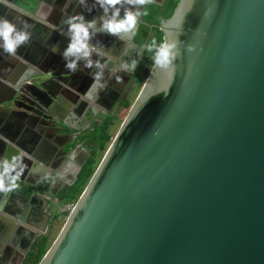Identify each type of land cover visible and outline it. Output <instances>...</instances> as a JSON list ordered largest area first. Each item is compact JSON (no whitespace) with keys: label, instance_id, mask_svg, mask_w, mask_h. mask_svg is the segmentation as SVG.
<instances>
[{"label":"water","instance_id":"1","mask_svg":"<svg viewBox=\"0 0 264 264\" xmlns=\"http://www.w3.org/2000/svg\"><path fill=\"white\" fill-rule=\"evenodd\" d=\"M157 29L173 67L153 62L39 264H264V0H178ZM30 80L0 122L53 113Z\"/></svg>","mask_w":264,"mask_h":264},{"label":"crops","instance_id":"2","mask_svg":"<svg viewBox=\"0 0 264 264\" xmlns=\"http://www.w3.org/2000/svg\"><path fill=\"white\" fill-rule=\"evenodd\" d=\"M160 1L152 0V3ZM141 8L142 5L127 0L117 5H109L105 0H0V17L7 18L18 29L26 26L31 33L28 43L14 56L0 48V108L7 110L5 101L10 99L13 86L30 77L29 83L44 86L53 106V113L47 112L46 119L28 121L7 116L0 122V173L7 161L16 165L12 175L20 174L17 184L35 186L42 176L50 174L58 179L57 172H61L65 160L69 159L67 154L73 141L68 139L70 127L67 124L94 122L99 116H107L105 113L118 97L107 109L103 107L110 93L115 91V87H109L110 82L134 70L124 59L126 47L129 45L138 52L134 64L142 50L131 42L126 31L110 34L104 25L124 20L127 12L142 13ZM76 16H82V20L73 23L92 25L87 27L88 38L84 41L88 55L80 53L65 59L63 53L72 43V33L65 21ZM72 62L76 63L75 73L65 68L66 63ZM89 63L91 66L86 67ZM96 74H99L97 81L94 80ZM121 80L120 88L126 83L124 78ZM16 134L19 148L10 145L8 140ZM24 199L28 198L18 197L15 190L7 194L0 192V264H19L23 258L22 248L26 252L32 250L35 237L45 232L49 222L40 217L31 224H22L19 218L24 207L31 210L34 201H38L40 213L50 216L46 210L49 198H30L27 204ZM42 227L44 232H41Z\"/></svg>","mask_w":264,"mask_h":264},{"label":"trees","instance_id":"3","mask_svg":"<svg viewBox=\"0 0 264 264\" xmlns=\"http://www.w3.org/2000/svg\"><path fill=\"white\" fill-rule=\"evenodd\" d=\"M177 1L178 0H162L160 4H147L145 10L141 14V21L137 22L136 26L133 28L135 29V35H131L133 29L126 31V34L131 37L132 43L142 47L139 58L135 64V72L132 75V80L135 81V85L137 87H141L143 81L148 75L149 71L147 70L146 65L150 63L151 59L154 57V50L149 51V47L152 46L153 39L156 40L157 45L163 41L162 33L157 29V26L170 17ZM122 106H124V108H128L127 103H123ZM96 119L98 120L97 122H99V124L92 126L88 130L89 136L82 138V140H89L92 143V151L96 150L99 152L104 150L105 145L110 139L108 131L113 120L108 116H100ZM93 166V154L91 155L90 153L89 157L85 160L80 171L78 172L73 184L58 196V200H60L61 204L76 202L78 196L82 192L94 171ZM46 187L47 185L45 184L31 190L41 193L46 189ZM45 244V237L39 238V240L33 246L32 252L29 255V258L26 260V264H39L40 260L45 254Z\"/></svg>","mask_w":264,"mask_h":264},{"label":"clouds","instance_id":"4","mask_svg":"<svg viewBox=\"0 0 264 264\" xmlns=\"http://www.w3.org/2000/svg\"><path fill=\"white\" fill-rule=\"evenodd\" d=\"M109 5H117L121 0H105ZM128 3H135L139 5H145L152 3V0H127ZM118 14V13H117ZM141 13H131L127 12L124 20L116 22H108L104 25V28L110 34H116L121 31H128L133 29L137 24V17ZM74 20H82V16H76L65 21L69 25V31L72 33V43L68 46L67 50L63 53V58H67L70 55H77L82 53L83 56L88 55L87 45L84 41L88 38L87 27H91L89 24L85 27L82 23H73ZM31 38V33L24 28L18 29L14 23L4 17H0V41H3L0 44V48L3 49V52L8 55H15L17 50L28 43ZM55 49V46H53ZM154 50V64L162 69H171L173 67L174 61L179 55L178 43L176 40L164 39L159 45L155 39H153L152 46L149 47V51ZM189 51L192 49L189 48ZM89 63L86 67H90ZM136 67V65H133ZM65 68L69 71L75 73L77 70L76 63H66ZM99 79V74H96L94 80ZM119 79V78H118ZM95 86V85H94ZM16 170L15 164H8L7 161L4 162L3 172L0 173V192L5 194L14 191L18 188L16 181L19 179V173L12 175ZM7 181V183H6Z\"/></svg>","mask_w":264,"mask_h":264},{"label":"rangeland","instance_id":"5","mask_svg":"<svg viewBox=\"0 0 264 264\" xmlns=\"http://www.w3.org/2000/svg\"><path fill=\"white\" fill-rule=\"evenodd\" d=\"M117 43H120V41H118ZM123 42H121L120 44H122ZM123 45V44H122ZM138 56V52L131 46H127L124 52V59L126 61H129V66L130 68H133V64L135 62V59ZM154 60L151 59L150 63H148L146 65L147 70L149 71L152 64H153ZM143 68V66H142ZM134 78V77H133ZM144 82V81H143ZM124 90H123V94L120 97V99L115 103L114 106H112L111 108H108V112H106L105 114L112 118L113 122L112 125L108 131V135L110 136L109 141L107 142V144L104 147L103 151H92V143L88 140V141H83L82 138H86L89 136V132L88 130L92 127V126H96L97 124H99V122H90V121H84L81 122V128H75V129H71V123H68L67 126L70 127L68 128V133L69 137H73L74 142L71 144L70 149L68 151V156L69 159L65 160V164H64V168L61 170V172H57L58 173V179L61 181V186L60 188H58V186L55 187V190H61V193H63L68 187L71 186V183L73 181L74 178V174L76 173V170L81 169L83 163L85 162V160L89 157L90 153L91 155L93 154V160H94V170L97 167L98 163L100 162L103 154L105 153L106 149L108 148L111 140L113 139V137L115 136L116 132L118 131L123 119L125 118L127 111L129 109V107L133 104L135 98L137 97L140 87H137L135 85V81L132 79H129L127 77L126 79V83L124 84ZM118 96V95H117ZM116 96V97H117ZM123 103H127L128 104V108H124V106H122ZM107 109V108H106ZM100 117V116H99ZM76 132H78V134H75ZM67 161V164H66ZM57 175V174H56ZM61 195V194H60ZM50 202L48 204L47 207V212L50 215L49 216V225H48V230L47 233L45 235V240H46V244H45V253L47 252V250L49 249V247L51 246V244L53 243V241L56 239V237L58 236L59 232L61 231L64 222L69 214L70 209L74 206V203H66V204H61L60 200H58V197L54 198H50L49 199ZM64 208H68L69 211H66L65 213L62 212L60 213V210H63ZM20 260L19 264H26V261Z\"/></svg>","mask_w":264,"mask_h":264},{"label":"flooded vegetation","instance_id":"6","mask_svg":"<svg viewBox=\"0 0 264 264\" xmlns=\"http://www.w3.org/2000/svg\"><path fill=\"white\" fill-rule=\"evenodd\" d=\"M162 2V0L159 2V3H157V4H160ZM146 5L147 4H145V5H142V8H141V12L143 13V11L145 10V7H146ZM141 13V14H142ZM131 35L132 36H134L135 35V29H133L132 30V32H131ZM132 42V41H131ZM137 62V61H136ZM134 72H135V67H134V70H133V72L132 73H127V74H130V77H129V79H132V75L134 74ZM102 76L101 77H103L104 76V72L101 74ZM127 76V75H126ZM126 76H122L123 78H124V80H126L127 79V77ZM122 77H117L116 78V80L115 81H113V82H110V84H109V87H115V91L113 92V94L112 93H110V96H109V98H108V100L107 101H105L104 102V104H103V107H105V108H108L109 107V105H110V102L111 101H113V99H115V97L117 96V93L118 92H120V94L118 95V97H117V99H116V101H115V103L120 99V97L122 96V94H123V90H124V86L122 87V88H120L121 87V84L122 83H120V80L121 81H123V78ZM119 78V79H118ZM102 103V102H101ZM96 122V121H95ZM53 125H55V124H53ZM52 125V126H53ZM71 128H73V129H75V128H78V129H80L81 128V125H80V123H76V124H74L73 126H71ZM82 129V128H81ZM75 134H78V132H76ZM74 137V136H73ZM73 137H68V139L70 140V139H73V141H72V143L74 142V139L75 138H73ZM80 171V169L79 170H76V173L74 174V178H73V181H72V183H71V185L73 184V182L75 181V179H76V176H77V174H78V172ZM45 177V178H44ZM55 177V175L52 177L51 176V174L49 175V176H42V180H40L39 182H37V184L35 185V186H26V185H24V184H21V183H18V188L17 189H15V191H16V194L18 195V197H19V195H21L22 197H23V195L24 196H26L28 199L27 200H25L24 199V201H29V199L30 198H32V196L33 195H36L38 198H52V197H54V198H56V197H58L59 195H60V193H61V191H62V189L61 190H55V187L56 186H58V188H60V186H61V181L59 180V179H55L54 178ZM47 185V187H46V189L43 191V192H37V191H32L33 189H35L36 187H39V186H42V185ZM59 184V185H58ZM32 189V190H31ZM26 204H27V202H25ZM38 206H39V203H38ZM42 219V218H41ZM48 225H49V222L47 223V225H46V229H45V232L42 234V235H38L37 237H35L36 239H35V242H34V245L36 244V242L39 240V238H41V237H45V235H46V233H47V230H48ZM33 245V246H34ZM25 248H22V250H21V254H22V256H23V261H26L28 258H29V255L31 254V252H32V250H30V251H25L24 250ZM33 249V248H32ZM22 261V262H23Z\"/></svg>","mask_w":264,"mask_h":264},{"label":"bare ground","instance_id":"7","mask_svg":"<svg viewBox=\"0 0 264 264\" xmlns=\"http://www.w3.org/2000/svg\"><path fill=\"white\" fill-rule=\"evenodd\" d=\"M32 206H34V207H36V208H38L39 206H38V201H34V202H32ZM32 222H29V224H31ZM38 226V225H37ZM38 227H40V226H38Z\"/></svg>","mask_w":264,"mask_h":264},{"label":"built area","instance_id":"8","mask_svg":"<svg viewBox=\"0 0 264 264\" xmlns=\"http://www.w3.org/2000/svg\"><path fill=\"white\" fill-rule=\"evenodd\" d=\"M71 210H72V208L70 209V211H69V209L68 208H64L63 210H60V213H62V212H66V211H69V213L71 212Z\"/></svg>","mask_w":264,"mask_h":264}]
</instances>
